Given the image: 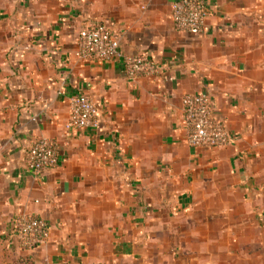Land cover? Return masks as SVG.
<instances>
[{
    "label": "crops",
    "instance_id": "1",
    "mask_svg": "<svg viewBox=\"0 0 264 264\" xmlns=\"http://www.w3.org/2000/svg\"><path fill=\"white\" fill-rule=\"evenodd\" d=\"M173 1L0 0V264H264V0H208L198 37L173 29ZM95 24L158 71L130 82L121 61L77 60ZM195 93L225 147L185 144ZM77 95L97 130L65 129ZM38 138L58 152L44 174L25 166ZM21 214L48 225L31 252L11 235Z\"/></svg>",
    "mask_w": 264,
    "mask_h": 264
},
{
    "label": "built area",
    "instance_id": "2",
    "mask_svg": "<svg viewBox=\"0 0 264 264\" xmlns=\"http://www.w3.org/2000/svg\"><path fill=\"white\" fill-rule=\"evenodd\" d=\"M208 0H174L170 4V20L174 30L198 37L202 34L208 13ZM74 55L86 62L121 61L127 81L154 74L156 64L141 55L128 56L121 52L118 40L103 24L80 30L75 39ZM182 126L185 144L192 149L211 150L228 145L231 137L222 120L212 114L211 100L205 93L186 94L181 100ZM98 111L84 95L68 99V119L65 129L97 130ZM55 143L38 138L31 142L26 152L25 166L33 174H44L58 167ZM11 235L20 251L31 252L46 244L49 229L46 222L31 214L16 217Z\"/></svg>",
    "mask_w": 264,
    "mask_h": 264
},
{
    "label": "trees",
    "instance_id": "3",
    "mask_svg": "<svg viewBox=\"0 0 264 264\" xmlns=\"http://www.w3.org/2000/svg\"><path fill=\"white\" fill-rule=\"evenodd\" d=\"M10 264H34L32 261L23 258V257H17L14 261L10 262Z\"/></svg>",
    "mask_w": 264,
    "mask_h": 264
},
{
    "label": "rangeland",
    "instance_id": "4",
    "mask_svg": "<svg viewBox=\"0 0 264 264\" xmlns=\"http://www.w3.org/2000/svg\"><path fill=\"white\" fill-rule=\"evenodd\" d=\"M21 215H24V214H21ZM18 216H20V215H18ZM17 216V217H18ZM34 216V215H33ZM16 219V218H15ZM15 219H14V221H15ZM14 221H13V224H14ZM13 224H12V228H13ZM48 226V225H47ZM11 231H12V229H11ZM17 249V251L19 250L18 248H16ZM18 252H21L20 250L18 251Z\"/></svg>",
    "mask_w": 264,
    "mask_h": 264
}]
</instances>
